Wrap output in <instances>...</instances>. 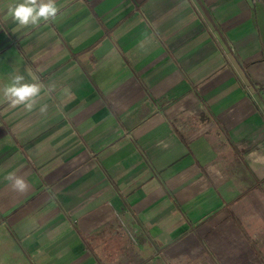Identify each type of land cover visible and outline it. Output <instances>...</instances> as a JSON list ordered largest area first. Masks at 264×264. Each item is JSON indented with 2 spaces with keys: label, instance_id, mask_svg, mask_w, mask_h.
Masks as SVG:
<instances>
[{
  "label": "crops",
  "instance_id": "crops-1",
  "mask_svg": "<svg viewBox=\"0 0 264 264\" xmlns=\"http://www.w3.org/2000/svg\"><path fill=\"white\" fill-rule=\"evenodd\" d=\"M22 2L0 89L45 90L0 94V264H264V0H55L28 27Z\"/></svg>",
  "mask_w": 264,
  "mask_h": 264
},
{
  "label": "clouds",
  "instance_id": "clouds-1",
  "mask_svg": "<svg viewBox=\"0 0 264 264\" xmlns=\"http://www.w3.org/2000/svg\"><path fill=\"white\" fill-rule=\"evenodd\" d=\"M7 12L13 23L21 27H28L54 20L58 8L55 0H23L22 3L10 4ZM55 88L54 84H50L46 91L51 94ZM42 90H45L44 85L36 82H25L23 75L16 74L8 83L4 84L0 89V94L12 107L23 105L26 110L31 111ZM46 110V104L40 107L42 113ZM6 180L10 182L11 189L20 194L26 193L29 189V185L23 177L9 173Z\"/></svg>",
  "mask_w": 264,
  "mask_h": 264
},
{
  "label": "built area",
  "instance_id": "built-area-1",
  "mask_svg": "<svg viewBox=\"0 0 264 264\" xmlns=\"http://www.w3.org/2000/svg\"><path fill=\"white\" fill-rule=\"evenodd\" d=\"M249 91H250V89H249ZM253 92H256V91H253ZM251 94H252V91H251ZM260 108H261V111H262V113H263V115H264V104L261 105Z\"/></svg>",
  "mask_w": 264,
  "mask_h": 264
}]
</instances>
